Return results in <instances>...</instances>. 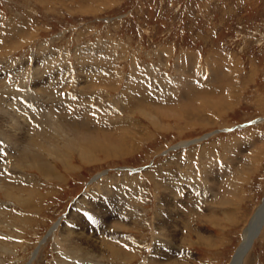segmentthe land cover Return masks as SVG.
<instances>
[{
    "label": "rangeland",
    "instance_id": "rangeland-1",
    "mask_svg": "<svg viewBox=\"0 0 264 264\" xmlns=\"http://www.w3.org/2000/svg\"><path fill=\"white\" fill-rule=\"evenodd\" d=\"M29 102L54 128L36 143L63 149L64 133L98 150L55 157L62 180L0 152V264L232 262L264 199V0H0L12 131L36 134ZM39 186L36 208L4 195ZM72 232L109 241L93 257ZM242 264H264V224Z\"/></svg>",
    "mask_w": 264,
    "mask_h": 264
},
{
    "label": "bare ground",
    "instance_id": "bare-ground-1",
    "mask_svg": "<svg viewBox=\"0 0 264 264\" xmlns=\"http://www.w3.org/2000/svg\"><path fill=\"white\" fill-rule=\"evenodd\" d=\"M29 84V83H28ZM32 87V86H31ZM37 88V87H36ZM35 88V89H36ZM39 88H41L39 86ZM52 94L54 95H59L58 93H56L54 90L52 92ZM36 96V95H35ZM41 96V95H40ZM37 97V96H36ZM31 102H29L27 105L24 104L22 105L21 107H25L24 108V115L26 117V120L30 121L32 124H37L39 123V128L36 130V134H31V133H34V131L30 132L31 128L30 126L28 125V123L26 122L22 124L21 129H25V130H28L26 133H24V130H23V133L22 131L19 133L17 131H12L9 127V125L11 124L12 127H15V126H19V122H20V119L18 118H21V116L16 113L14 110H12V112L10 113H3L4 115L3 116H0V135L2 134L4 138H2V141L3 142H8V144H1L0 143V152L2 153L3 150L7 151L9 148H11V150L14 148V150L16 149V151L18 153H14L11 155V156H14V157H17V154H19V152L23 153L24 152V158L20 159L19 161V164L17 165V167H19V170L22 172V171H33V170H38L40 172L41 175H43L44 177L48 178L50 177V179H59V180H62V173H61V169H59V167L57 166V163H56V158L57 159H60L62 156H66L68 155V151L70 152V150H73L74 148H77L80 152V154L82 155V159L85 160V161H94L96 159V156H95V151L98 150L96 148V144H95V141H91L89 142L88 144V141H84V144L82 145L80 141H77L76 138L78 137H75V138H72L69 136L68 138V134L65 136L64 133H59V141H61V139H63L65 141V148L61 149V148H57V146H54V145H50L48 143H36L34 140H32V138H36V137H40L39 139H36V140H41L42 138H44L45 136H48L47 135V131H51V129H54L52 128V126L49 124V125H46V117L43 119L41 116L40 118H36V114H37V110L36 108L33 106V105H30ZM10 104V103H9ZM1 107V106H0ZM6 108V107H5ZM15 108V106H14ZM10 110V109H9ZM1 111V110H0ZM6 111V110H5ZM57 111V114L59 112L63 113L64 116L66 118H69L71 120H76L74 121L73 123H79V121L77 120H81L79 118V115L76 111L74 110H66L64 111L63 109L60 110H56ZM71 111V114L70 112ZM148 111L149 109L147 107H143L141 108L140 112L143 113V115L145 116H149L148 118L154 123V125H158L157 123V120H156V116L151 113V114H148ZM89 113V112H88ZM50 115V113H47ZM2 115V114H1ZM62 114H58V116L60 117ZM53 118H55L56 114L52 115ZM61 118V117H60ZM83 119H85L83 117ZM92 119V118H91ZM94 119V118H93ZM86 120V119H85ZM84 121V120H83ZM15 124V125H14ZM81 124V123H80ZM79 124V125H80ZM14 125V126H13ZM26 125V126H25ZM7 126V127H6ZM9 127V128H8ZM44 128V129H43ZM61 128V127H59ZM75 128V127H74ZM73 130V129H71ZM69 130V131H71ZM19 131V130H18ZM38 131V132H37ZM64 131V127H62L61 129V132ZM75 131V130H73ZM30 132V133H29ZM65 134L67 131H64ZM70 133V132H69ZM77 133V132H76ZM80 133V132H79ZM78 134V133H77ZM28 135L31 136V138H28ZM64 135V136H63ZM46 138V137H45ZM61 138V139H60ZM82 138V137H81ZM89 139V138H88ZM79 140V139H78ZM87 140V138L85 139ZM34 141V142H33ZM100 141V140H99ZM29 142H33L31 144H34L33 148L31 149H28V150H25L24 147L25 145H27V143ZM59 143V142H57ZM85 144H88V145H85ZM98 145H102L101 143L98 142ZM113 145V144H111ZM21 146V148H20ZM113 149H116V150H113ZM109 148V149H106L105 150V154L107 157H110L112 156V154H117L118 151H120L119 148ZM127 149V148H125ZM124 149V150H125ZM10 150V151H11ZM13 151V150H12ZM11 151V152H12ZM67 151V152H66ZM129 151V150H128ZM127 151V152H128ZM57 152V153H56ZM20 153V154H21ZM3 154V153H2ZM19 154V155H20ZM70 154V153H69ZM10 156V157H11ZM53 156V157H52ZM8 159H11V158H8ZM256 160V159H255ZM61 163L65 166V168L67 169H70V157L69 158H65L63 157L61 160ZM250 165V164H249ZM9 166V165H8ZM244 168V167H243ZM5 170V169H4ZM9 171V170H8ZM15 171V170H14ZM244 171V170H243ZM244 174L246 173L245 171L243 172ZM242 173V174H243ZM246 176V175H245ZM248 176V174H247ZM28 177V176H27ZM247 178V177H246ZM5 180V179H3ZM31 181V180H30ZM51 181V180H50ZM49 182V181H48ZM63 182V181H62ZM234 182L232 181V184ZM229 185V184H228ZM35 187V186H34ZM232 187V186H231ZM230 187V188H231ZM30 188V187H29ZM33 188V187H32ZM229 188V189H230ZM234 188V186H233ZM1 190V189H0ZM13 190V189H12ZM11 189L9 190V188H6L4 190V195L6 197H9V198H13L19 202H22V204L24 206H26L27 208L29 207H32V208H36V205H38L37 203H34V200L36 198V194L38 192V194L40 193V190H42V188L39 186L36 188H33V189H29V191L27 192V194L24 192L21 194L15 192V191H12ZM174 190V189H173ZM232 190V189H231ZM16 191H19L18 189ZM25 191V190H24ZM114 194V193H112ZM118 194V193H117ZM228 194H229V191H228ZM227 194V195H228ZM230 195V194H229ZM228 199V198H227ZM125 200V199H124ZM123 200V201H124ZM163 200V199H162ZM169 200V199H168ZM170 201V200H169ZM161 202V201H160ZM179 203V202H177ZM21 204V203H20ZM40 206V205H39ZM123 206V205H122ZM192 207V206H191ZM188 210H190V207H187ZM175 209V208H174ZM120 210V209H119ZM166 210V209H165ZM167 211L170 212V208L167 209ZM174 211V210H173ZM97 212V211H96ZM111 212V211H110ZM119 212V211H118ZM121 212V211H120ZM124 212V211H123ZM165 212V211H164ZM163 212V213H164ZM176 212V211H175ZM109 213V212H108ZM114 213V212H113ZM114 215V214H112ZM116 216V215H115ZM160 216V215H159ZM166 216V215H165ZM81 217H83L81 215ZM75 218V217H74ZM122 218V217H121ZM160 218V217H159ZM165 218V217H163ZM80 219V217H79ZM83 219V218H82ZM166 219V218H165ZM164 219V220H165ZM112 220V219H111ZM118 220V219H117ZM120 220V219H119ZM108 221V220H107ZM78 222V221H77ZM162 222V221H161ZM171 222V219L170 217L164 222L165 225H168L169 223ZM178 222V221H177ZM84 223V222H83ZM113 224V222H112ZM163 224V225H164ZM178 224V223H177ZM264 224V199H263V202L261 203V205L258 207V209L256 210L255 212V215L252 217L249 225L247 226V228L245 229L244 231V239H243V242L241 243V245L239 246L238 250L236 251L235 255L233 256V259H232V262L230 264H242V260L244 258V256L247 254V252L249 251L254 239L258 236V234L260 233V230L262 228ZM83 225V224H81ZM98 225V224H97ZM130 225V224H129ZM80 226V225H79ZM78 226V227H79ZM107 226V225H106ZM67 227V226H66ZM75 227V226H74ZM172 227V226H171ZM118 229H122V228H125L124 226L123 227H117ZM127 228V227H126ZM78 229V228H77ZM101 229V228H100ZM167 229V228H166ZM177 229V228H176ZM72 230V229H71ZM74 230V229H73ZM76 230V229H75ZM171 230V229H170ZM174 230V229H172ZM68 232H70L68 230ZM73 233V232H72ZM67 234V233H66ZM177 234V233H176ZM179 234V233H178ZM72 235H77L78 237L80 236L79 239H85L86 241V246L88 247V252H90V254L92 253V256L95 257L94 254H97V253H102V245H105L106 244V241L108 239H103L101 236H92V235H88L87 234H81V233H73ZM96 235V234H95ZM98 235V234H97ZM111 235V234H109ZM123 235V234H122ZM173 235V234H172ZM116 236V235H115ZM67 238V237H66ZM100 238V239H99ZM106 238V237H105ZM121 238V237H120ZM87 239L89 240V243L87 241ZM99 239V241H98ZM102 239V240H101ZM109 241V240H108ZM107 241V242H108ZM84 242V241H83ZM111 243H119V241H110ZM121 248V247H120ZM87 252V253H88ZM135 256V255H134ZM131 258H134L131 254H129V257L126 259V260H131ZM159 260V259H158ZM165 260V259H164ZM160 262V261H159ZM153 264H159L157 262V260L153 261ZM164 264V263H162ZM166 264V263H165Z\"/></svg>",
    "mask_w": 264,
    "mask_h": 264
}]
</instances>
